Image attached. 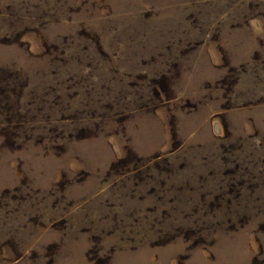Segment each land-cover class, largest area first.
I'll return each mask as SVG.
<instances>
[{
	"label": "rangeland",
	"instance_id": "rangeland-1",
	"mask_svg": "<svg viewBox=\"0 0 264 264\" xmlns=\"http://www.w3.org/2000/svg\"><path fill=\"white\" fill-rule=\"evenodd\" d=\"M0 264H264V0H0Z\"/></svg>",
	"mask_w": 264,
	"mask_h": 264
}]
</instances>
